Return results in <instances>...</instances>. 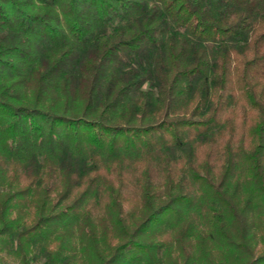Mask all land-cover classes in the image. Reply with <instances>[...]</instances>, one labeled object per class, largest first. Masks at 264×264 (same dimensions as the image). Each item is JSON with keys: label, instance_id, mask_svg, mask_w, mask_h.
<instances>
[{"label": "trees", "instance_id": "1", "mask_svg": "<svg viewBox=\"0 0 264 264\" xmlns=\"http://www.w3.org/2000/svg\"><path fill=\"white\" fill-rule=\"evenodd\" d=\"M264 264V0H0V261Z\"/></svg>", "mask_w": 264, "mask_h": 264}, {"label": "rangeland", "instance_id": "2", "mask_svg": "<svg viewBox=\"0 0 264 264\" xmlns=\"http://www.w3.org/2000/svg\"><path fill=\"white\" fill-rule=\"evenodd\" d=\"M0 264H13V263L10 260H3V261H0Z\"/></svg>", "mask_w": 264, "mask_h": 264}]
</instances>
